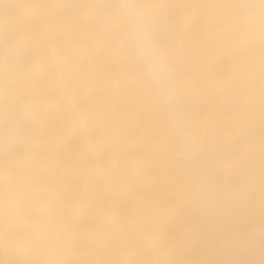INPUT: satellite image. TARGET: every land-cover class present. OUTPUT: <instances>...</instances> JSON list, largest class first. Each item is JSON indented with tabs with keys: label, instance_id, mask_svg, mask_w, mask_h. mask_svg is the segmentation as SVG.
<instances>
[{
	"label": "bare ground",
	"instance_id": "1",
	"mask_svg": "<svg viewBox=\"0 0 264 264\" xmlns=\"http://www.w3.org/2000/svg\"><path fill=\"white\" fill-rule=\"evenodd\" d=\"M127 2L0 0V264H264L261 0H136L175 102Z\"/></svg>",
	"mask_w": 264,
	"mask_h": 264
},
{
	"label": "clouds",
	"instance_id": "2",
	"mask_svg": "<svg viewBox=\"0 0 264 264\" xmlns=\"http://www.w3.org/2000/svg\"><path fill=\"white\" fill-rule=\"evenodd\" d=\"M120 7L136 40L144 66L157 82L159 89L175 102L177 89L175 72L169 64L167 56L161 50L158 30L149 6L136 2V0H129ZM7 178L10 207H14V172L11 163H9ZM6 243L9 247L19 246L27 249L32 247L33 241L26 236L18 235L10 227L6 234Z\"/></svg>",
	"mask_w": 264,
	"mask_h": 264
},
{
	"label": "snow or ice",
	"instance_id": "3",
	"mask_svg": "<svg viewBox=\"0 0 264 264\" xmlns=\"http://www.w3.org/2000/svg\"><path fill=\"white\" fill-rule=\"evenodd\" d=\"M261 7L264 9V0H261ZM155 26L158 30L159 42L162 52L167 56L169 64L173 67V58L170 51V40L164 27L159 22L154 21Z\"/></svg>",
	"mask_w": 264,
	"mask_h": 264
}]
</instances>
